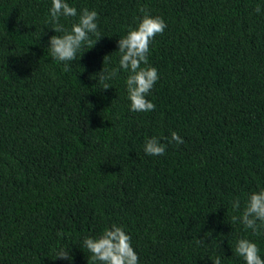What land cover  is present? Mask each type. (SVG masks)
Instances as JSON below:
<instances>
[{
  "label": "trees",
  "instance_id": "16d2710c",
  "mask_svg": "<svg viewBox=\"0 0 264 264\" xmlns=\"http://www.w3.org/2000/svg\"><path fill=\"white\" fill-rule=\"evenodd\" d=\"M67 2L96 10L102 36L65 71L48 49L62 35L46 23L52 0H0V264H100L83 241L112 224L140 264H246L241 238L264 259V230L232 220L264 189V0ZM141 6L167 23L150 46L151 112L131 111L128 72L96 75L106 55L119 67ZM153 136L164 155L145 154Z\"/></svg>",
  "mask_w": 264,
  "mask_h": 264
},
{
  "label": "clouds",
  "instance_id": "9594fccd",
  "mask_svg": "<svg viewBox=\"0 0 264 264\" xmlns=\"http://www.w3.org/2000/svg\"><path fill=\"white\" fill-rule=\"evenodd\" d=\"M140 11L144 15L138 25L131 28L118 41L119 67L112 70L106 68L105 65L110 62V55H106L104 66L96 75L98 80L110 81L118 76L121 69L128 72L126 87L131 111L151 112L155 110L156 105L147 97L160 77L158 70L149 65L150 46L157 35L164 34L167 23L163 17L150 15L146 6H141ZM255 11L261 13V5H257ZM75 17H78V21L72 24L71 29L66 28L61 22L62 18ZM46 23L51 24L50 28L56 33H62L50 37L48 49L53 59L65 62V71L69 70L68 62L77 60V53L83 46L87 45L88 49L94 47L102 36L99 33L97 11L84 8L78 13L77 8L70 6L67 0H52ZM91 35L97 37L94 44ZM81 57L82 55L79 60ZM102 87L108 89L112 85L105 82ZM172 142L181 145L184 139L173 131L168 140V143ZM166 149L167 144L161 143L155 136L148 139L144 146V152L148 156H162L166 153ZM232 204L234 209L240 208L239 200L233 201ZM232 220H239L245 229H251L254 235L261 234L264 230V189L251 193L242 215L233 216ZM83 247L92 254V260L99 261L100 264H140L138 253L132 246L131 236L117 224L106 228L98 238H85ZM235 252L245 260L246 264H264V259L259 254V247L250 239H239ZM57 258L73 259L68 249L59 250L55 259ZM213 261L214 264H221L220 258Z\"/></svg>",
  "mask_w": 264,
  "mask_h": 264
}]
</instances>
